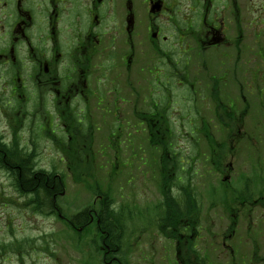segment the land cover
I'll return each mask as SVG.
<instances>
[{
    "label": "flooded vegetation",
    "instance_id": "obj_1",
    "mask_svg": "<svg viewBox=\"0 0 264 264\" xmlns=\"http://www.w3.org/2000/svg\"><path fill=\"white\" fill-rule=\"evenodd\" d=\"M247 11L243 0H0L2 169L12 175L20 164L33 162L41 142L59 148L63 161L69 149L79 147L89 164L98 160L99 169H104L107 148H130L137 157L139 133L184 131L186 109L173 95L181 91L186 105L187 92L200 108L207 100L202 70L207 72L211 111L231 114L217 91L220 82H233L225 53L229 46L241 56V80L247 74L248 48L241 45ZM219 65L224 66L220 78ZM189 67L196 70L191 80ZM241 97L247 103L244 92ZM228 98L232 100L226 94ZM177 110L181 113L175 118ZM188 116L190 130L203 127V120L198 128ZM93 147L98 150L90 153ZM260 148L262 156L247 162L264 182V146ZM154 149L148 137L145 161H136L131 169L148 167L156 161L154 154L163 157V151ZM241 193L240 205H211L208 215L198 197L193 207L174 204L171 209L183 212L177 220L158 219L170 206H147L144 214L152 219L139 232L150 228L146 236L151 243L138 257L148 264H264V189L256 198V191ZM219 207L226 220L217 219ZM122 241L115 248L119 254ZM110 246L104 244L105 252L114 250Z\"/></svg>",
    "mask_w": 264,
    "mask_h": 264
},
{
    "label": "rangeland",
    "instance_id": "obj_2",
    "mask_svg": "<svg viewBox=\"0 0 264 264\" xmlns=\"http://www.w3.org/2000/svg\"><path fill=\"white\" fill-rule=\"evenodd\" d=\"M247 8V20H244L243 27L246 33L243 36L242 47L248 48V63L247 77L242 78L244 80L239 81L241 76L242 62L241 56L235 51V49L229 46L225 53L228 54L227 66L229 75H233V82L226 83L224 87H221L218 91V97L226 102V105L230 108H235V104L238 106V110H242L243 107H247L246 116L236 117L233 121L234 128L233 133L226 135L222 133L223 130L219 127L217 118L213 115L212 102L210 101L212 95L206 82L208 81L207 72L200 71L199 78H202L201 85L204 88L202 94L206 96L204 102H201V107L194 105L191 101V96L187 95L186 105L184 101L179 98L182 92H175L173 98L177 99L180 106H184L186 109V123L184 124V131L175 132L176 139L181 146H184V150L188 155H194L200 153L201 162L198 164L199 172L208 168L210 149L208 142H206L203 133L209 131L214 135L215 140H222L226 136V150L225 162L227 165L229 162L232 164V173L229 180V186L218 184L223 176L207 174L203 178L196 180L198 189L202 194V205L204 206V212L209 214L208 207L214 200L211 195L217 189L216 198L223 197L227 200L231 199L236 191L244 189L246 185L251 190L258 191L261 187L264 189V182H259L258 178L255 180L243 181L239 173H245V176L251 177L252 167L254 164H249L247 161L257 159L258 155L262 156L261 148L264 146V0H248L246 3L243 0ZM242 28V27H241ZM236 33L232 34L234 40ZM217 56L221 55L222 49L217 50ZM243 56L245 54L243 53ZM189 79L191 80L195 76L194 67H189ZM221 77H224L223 71L220 72ZM248 94L249 99L247 103H243L241 89ZM199 84L197 89L199 88ZM187 89V88H186ZM234 97L226 101V94ZM201 95V94H199ZM182 104V105H181ZM174 106V104H171ZM181 108V111L183 110ZM196 110L200 112L196 113ZM212 110V111H211ZM181 113V112H180ZM179 110L175 111L174 117L178 118ZM195 120V124L198 126L201 123V117L203 120L209 122L211 127H203L198 129L195 134L188 133L190 131L188 126L189 116ZM237 116H240L238 114ZM174 118L171 117V121ZM176 126V124L173 122ZM216 125V128L213 126ZM220 130V131H219ZM260 131V137L257 133ZM192 132V131H191ZM248 136L252 138L248 140ZM145 141L146 134L139 133L137 135V157L132 154L130 148H123L120 150V159L116 164H110V160L113 158V150L107 148L104 161L102 165L104 169H99L100 164L98 160L91 165V168L87 175L83 177L76 176L73 172L87 173L89 168V160L84 154L83 149L74 147L69 149L66 156L68 157L67 165L60 159L63 153L58 148L51 146V143L38 145V155L35 160L31 162L34 171L46 170L54 171L57 174L62 175L63 178V193L54 199L53 205H49L48 201L45 203L43 212H37L31 209L27 205L28 200L33 196L30 193H20L14 185V179L12 175L6 174V172L0 168V264H106L107 261H103L102 246L99 241L101 234L95 230L94 224L90 228H86L84 231L78 232L69 229L63 220H60L57 215L51 213L50 208L60 211L61 217L70 219L77 213L84 209L96 214L99 207V199L97 198V192L95 187H98L100 193H109L112 204L119 210L124 212L123 220L121 221V229L124 233L123 242L126 244L135 240L137 232L145 227L144 222L149 220V214H144L147 211V206H153L157 204L161 197L157 193L158 183L156 181L155 170L150 171L143 178V172H147L149 169L146 166H140L136 171L135 168H131L136 161L142 164L145 161ZM251 142L250 148L246 149L245 142ZM220 143V142H218ZM185 144V145H184ZM248 145V144H246ZM262 145V146H260ZM256 146V150H254ZM78 148V154L76 153ZM98 150L97 148H91L92 151ZM249 151V154L247 153ZM147 152V151H146ZM140 155L142 159L139 160ZM247 156H251L249 158ZM150 159V157H147ZM103 159V158H102ZM108 159V160H107ZM182 161V160H181ZM188 162V161H187ZM253 162V161H252ZM117 167L118 171L115 169ZM70 169H68V168ZM133 172L134 178L129 181L130 170ZM73 171V172H71ZM88 171V170H87ZM115 172H119L115 174ZM226 171H228L226 169ZM215 176H218L215 178ZM218 184V186H217ZM240 186H239V185ZM210 188L213 192H208L206 197V190ZM258 193H256L257 196ZM256 198V197H255ZM254 198V199H255ZM41 200V199H40ZM217 201V200H215ZM218 203L221 200L217 201ZM137 205L139 209L132 208ZM217 205V204H216ZM218 208V220H226V216ZM135 211V213H134ZM132 216V218H130ZM152 219V218H151ZM240 219H244L239 217ZM257 219V218H252ZM125 221V222H124ZM150 228L146 227V230ZM139 232L138 238L134 241L136 246L126 245L121 243L127 251L126 259L128 264H148L138 257V253L147 252L146 244L151 243L150 237H147V231ZM156 248L162 251V245L155 242ZM152 264H160L159 260H155Z\"/></svg>",
    "mask_w": 264,
    "mask_h": 264
},
{
    "label": "trees",
    "instance_id": "obj_3",
    "mask_svg": "<svg viewBox=\"0 0 264 264\" xmlns=\"http://www.w3.org/2000/svg\"><path fill=\"white\" fill-rule=\"evenodd\" d=\"M219 115V114H218ZM235 115L231 114L230 118H225L224 116L220 115L218 116V124L220 127H223V132L226 135L229 136V134L232 133L234 127L233 122H227V119L231 121H234ZM228 127V128H227ZM230 128V129H229ZM232 128V129H231ZM203 136L206 140V142L209 143L210 150L216 151L214 155L210 158L209 164L214 165L216 167V171H220L222 167L223 159L225 158V150H226V136H223L224 138L220 140H215L214 135L209 131H204ZM150 137L153 138V144L155 147H159L161 151L164 152V158L161 160V172H160V191L163 194V205L170 206L169 209L162 211L160 214V218L162 220L167 219H174L177 220L179 217L183 214V212L179 210H173L171 209V206L175 204V201L173 200L170 190L172 184H175V186L181 190L184 194V204L187 208L193 207L196 205V199H195V193H194V186L191 185V180L187 177L184 178L183 183L181 182H174L172 177V161L175 163L177 162V155L171 153V147L164 145V141H172L173 140V133L168 134H162V133H153L152 135L149 134ZM251 140V138H250ZM220 142V143H218ZM169 152V161L166 160L165 154ZM2 159V158H1ZM0 159V160H1ZM174 163V164H175ZM1 164V162H0ZM11 166L14 167L13 162L11 161ZM23 170L21 173L23 174L22 177H19V175L15 174L20 173L19 170L14 172V185L15 188L20 193L26 194L30 193L32 194V198L28 200L27 205L31 207L32 210L37 212H43L45 203L43 201H48L49 205H53V201L55 198L59 197L63 191V180L61 177L59 178L58 175H55L53 172L46 173L43 170L35 171L31 173L28 168L29 165L27 163L22 165ZM16 169V168H15ZM177 181V180H176ZM95 190L98 194L100 192L98 191V187H95ZM99 197V207L94 216V219L91 220L89 217L88 210L84 209L83 211L77 213L73 217H71L66 223L69 228H77L82 226V231H84L86 228H90L92 224L95 226L96 231H104L105 235L107 236V239H113L111 246L114 248L115 244L118 243V240L120 238L119 231H121V221H122V212L119 209H116L111 201V197L109 196V193H101ZM41 199V200H40ZM237 200L240 199V197L236 198ZM51 213L57 215V217L61 220H65L63 217L59 216L60 211L54 212L52 211V208H50ZM188 213V211L186 212ZM170 217V218H169ZM117 233V234H116ZM117 237V240L115 239ZM110 246V247H111ZM115 250H113L112 254L114 256L117 255ZM118 259H122L118 257ZM124 262V261H122ZM120 263V262H119ZM125 263V262H124ZM112 264H118L117 260H113ZM121 264V263H120Z\"/></svg>",
    "mask_w": 264,
    "mask_h": 264
},
{
    "label": "bare ground",
    "instance_id": "obj_4",
    "mask_svg": "<svg viewBox=\"0 0 264 264\" xmlns=\"http://www.w3.org/2000/svg\"><path fill=\"white\" fill-rule=\"evenodd\" d=\"M22 165H23V164H20V166H21V167H20V170H19V172H20V174H21L20 177L23 176V174L21 173V171L23 170ZM27 165H29L30 168H28V169H29V171H30L31 173L35 172L34 169H33V167H32V165H33L32 163H27ZM15 173H16V172H15Z\"/></svg>",
    "mask_w": 264,
    "mask_h": 264
}]
</instances>
